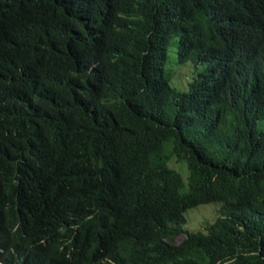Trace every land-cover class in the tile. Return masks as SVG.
Masks as SVG:
<instances>
[{
    "label": "trees",
    "instance_id": "1",
    "mask_svg": "<svg viewBox=\"0 0 264 264\" xmlns=\"http://www.w3.org/2000/svg\"><path fill=\"white\" fill-rule=\"evenodd\" d=\"M262 127L264 0H0V264H264Z\"/></svg>",
    "mask_w": 264,
    "mask_h": 264
},
{
    "label": "rangeland",
    "instance_id": "2",
    "mask_svg": "<svg viewBox=\"0 0 264 264\" xmlns=\"http://www.w3.org/2000/svg\"><path fill=\"white\" fill-rule=\"evenodd\" d=\"M174 53H175V48L173 46H170L168 48L167 64H169L168 60L170 62L173 61ZM180 67L181 68L178 67L176 69L175 73L173 72V75L170 79V83L172 85H176L179 88L187 89L188 82L192 79V73H191L192 67L189 63L185 65H181ZM167 68L169 69L168 65ZM174 160L175 159L170 160L169 165L172 168L182 172L181 175L185 178L187 175V168L185 163ZM220 205H221L220 202L213 201L209 203L198 204L194 207L187 209L184 213L186 217V223L184 224V227L190 231L200 230L206 232L209 225L217 217ZM181 238L182 236L180 235L175 237L174 242L178 243L181 240Z\"/></svg>",
    "mask_w": 264,
    "mask_h": 264
}]
</instances>
